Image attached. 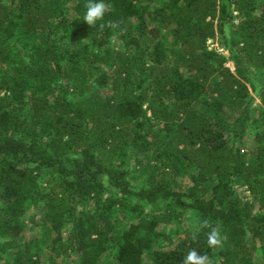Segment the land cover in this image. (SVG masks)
Wrapping results in <instances>:
<instances>
[{"label": "trees", "instance_id": "obj_1", "mask_svg": "<svg viewBox=\"0 0 264 264\" xmlns=\"http://www.w3.org/2000/svg\"><path fill=\"white\" fill-rule=\"evenodd\" d=\"M86 2L0 0V264H264V0Z\"/></svg>", "mask_w": 264, "mask_h": 264}, {"label": "clouds", "instance_id": "obj_2", "mask_svg": "<svg viewBox=\"0 0 264 264\" xmlns=\"http://www.w3.org/2000/svg\"><path fill=\"white\" fill-rule=\"evenodd\" d=\"M84 7L85 15L83 21L88 25L95 27L99 24V27L102 30L105 27H118V24L113 21L105 23V16L109 12V7L105 3V0H87ZM200 228L201 230L204 228H210V231L207 233V244L209 248H217L222 245V237L218 226H212L210 221L204 220ZM183 264H211V261L207 255H200L195 248H192L187 251Z\"/></svg>", "mask_w": 264, "mask_h": 264}, {"label": "rangeland", "instance_id": "obj_3", "mask_svg": "<svg viewBox=\"0 0 264 264\" xmlns=\"http://www.w3.org/2000/svg\"><path fill=\"white\" fill-rule=\"evenodd\" d=\"M238 22L237 21V25H238ZM236 23V22H235ZM112 45L114 46V48L116 49H122V45L118 42L117 38L114 37L112 39ZM209 48L212 49V50H217L219 53H222V54H225L227 57L230 56L229 52L227 51V46L225 45V39L224 38H217L215 40H212L209 42ZM227 67H229L231 70L235 71V66H234V63L233 61H228L227 62ZM255 103L258 104L259 103V100L256 99L255 100ZM253 147V143L251 142V139L248 140V142L243 146V149L245 151H247L249 148H252ZM185 185V183H184ZM237 192L238 194L240 195L241 198H244L245 200L249 201V202H253L254 200V197L253 195L248 191V188L245 187V186H238L237 187ZM258 206L259 204L256 205V210L255 212H258ZM32 214H29V217L31 216ZM41 214H39L40 216ZM184 225H185V228L188 226V228H190L191 226H194L196 225V218L194 216H191V215H186L185 216V221H184ZM161 231L163 230V227L160 226L159 228ZM38 230H39V227H36L33 229V231H29L28 232V237L29 239H31V237H33L34 235H36L38 233ZM161 243V241H155L153 243V247L156 249L159 244ZM150 259V258H149ZM110 255H105L102 260H101V263L102 264H110Z\"/></svg>", "mask_w": 264, "mask_h": 264}]
</instances>
